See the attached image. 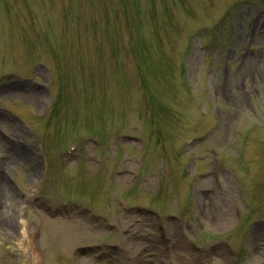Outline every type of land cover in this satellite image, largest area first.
Returning <instances> with one entry per match:
<instances>
[{"label":"rangeland","instance_id":"rangeland-1","mask_svg":"<svg viewBox=\"0 0 264 264\" xmlns=\"http://www.w3.org/2000/svg\"><path fill=\"white\" fill-rule=\"evenodd\" d=\"M236 1L0 0V186L16 198L12 217L0 189V264H34L35 253L43 264H125L121 251L92 257L124 228L143 264H235L224 240L237 255L255 253L239 264H264V227L252 230L264 217V0L221 20ZM191 136L192 152L178 157ZM118 201L176 215L186 229L172 230L169 250L153 217ZM64 202L108 219L75 208L66 217ZM81 245L89 248L73 256Z\"/></svg>","mask_w":264,"mask_h":264},{"label":"bare ground","instance_id":"bare-ground-1","mask_svg":"<svg viewBox=\"0 0 264 264\" xmlns=\"http://www.w3.org/2000/svg\"><path fill=\"white\" fill-rule=\"evenodd\" d=\"M250 63L249 61L246 62V64ZM39 74V70L37 72ZM38 76V75H37ZM12 93V92H11ZM10 93V94H11ZM30 99L31 101L35 102L36 104H38V102L40 103V100L42 99V95L37 93V94H30ZM30 166L33 167V165L31 164ZM8 167L10 170L14 171L17 168V164H16V158L11 155V157L8 158ZM32 169V168H31ZM33 169H35V167H33ZM33 171V170H32ZM2 175H6L5 171L3 172ZM3 188V189H2ZM0 189H2L1 191H3L4 193V202L3 204H6L7 206H9V210L11 212V216L14 217L15 214V210L13 208L14 205V201H16V198L11 190V188L9 187V185H5L2 187L0 186ZM14 219V218H13ZM42 255V254H41Z\"/></svg>","mask_w":264,"mask_h":264}]
</instances>
